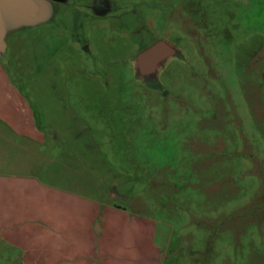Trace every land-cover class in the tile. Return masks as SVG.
I'll return each mask as SVG.
<instances>
[{
    "label": "rangeland",
    "instance_id": "1",
    "mask_svg": "<svg viewBox=\"0 0 264 264\" xmlns=\"http://www.w3.org/2000/svg\"><path fill=\"white\" fill-rule=\"evenodd\" d=\"M23 30L0 57L86 191L167 261L264 264V0H64ZM158 40L175 53L139 69Z\"/></svg>",
    "mask_w": 264,
    "mask_h": 264
},
{
    "label": "crops",
    "instance_id": "2",
    "mask_svg": "<svg viewBox=\"0 0 264 264\" xmlns=\"http://www.w3.org/2000/svg\"><path fill=\"white\" fill-rule=\"evenodd\" d=\"M63 1L44 0V13ZM23 25L6 13L3 42L22 46ZM70 147L38 123L0 57V264H177L151 221L113 204L108 191L85 190L97 186L77 171Z\"/></svg>",
    "mask_w": 264,
    "mask_h": 264
},
{
    "label": "water",
    "instance_id": "3",
    "mask_svg": "<svg viewBox=\"0 0 264 264\" xmlns=\"http://www.w3.org/2000/svg\"><path fill=\"white\" fill-rule=\"evenodd\" d=\"M6 13L13 14L15 22L20 25L37 20L44 13V0H0V50L5 47L2 26ZM174 53L172 47L167 46L162 40H158L141 50L135 56V63L139 69L149 72L158 62L169 58ZM95 229L98 232L97 225H95Z\"/></svg>",
    "mask_w": 264,
    "mask_h": 264
},
{
    "label": "flooded vegetation",
    "instance_id": "4",
    "mask_svg": "<svg viewBox=\"0 0 264 264\" xmlns=\"http://www.w3.org/2000/svg\"><path fill=\"white\" fill-rule=\"evenodd\" d=\"M149 46V45H148ZM146 48V47H145ZM143 50V49H142Z\"/></svg>",
    "mask_w": 264,
    "mask_h": 264
}]
</instances>
